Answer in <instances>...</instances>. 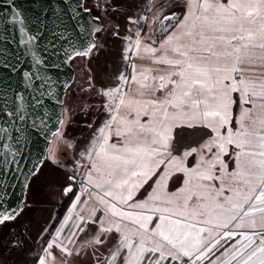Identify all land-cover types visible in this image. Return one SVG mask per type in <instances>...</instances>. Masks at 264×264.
<instances>
[{"label":"snow or ice","instance_id":"1","mask_svg":"<svg viewBox=\"0 0 264 264\" xmlns=\"http://www.w3.org/2000/svg\"><path fill=\"white\" fill-rule=\"evenodd\" d=\"M158 19L168 21L159 36L133 34L134 74L102 93L109 116L80 154L92 204L77 229L92 234L96 264H264V0H185L183 19ZM185 131L203 136L178 151ZM170 172L184 174L179 195L167 191ZM149 181L158 187L134 201ZM56 247L38 264H56Z\"/></svg>","mask_w":264,"mask_h":264},{"label":"water","instance_id":"2","mask_svg":"<svg viewBox=\"0 0 264 264\" xmlns=\"http://www.w3.org/2000/svg\"><path fill=\"white\" fill-rule=\"evenodd\" d=\"M102 28L84 0H0V218L14 214L0 228L24 210L28 184L63 123L70 63L91 54Z\"/></svg>","mask_w":264,"mask_h":264},{"label":"rangeland","instance_id":"3","mask_svg":"<svg viewBox=\"0 0 264 264\" xmlns=\"http://www.w3.org/2000/svg\"><path fill=\"white\" fill-rule=\"evenodd\" d=\"M224 2H227V0H224ZM184 3L185 0H136V9H133L131 12L128 7L116 29L113 28V30L106 33L101 31L97 34V47L93 49L88 57L83 58V61L80 62L86 73V90L94 92V99L97 96V100L91 106L87 105L84 107V120H79L75 125L69 126L67 131H64V133L71 134L66 137V149L61 152V143L59 146L57 145L58 147L53 146L51 148L38 173L31 178L28 184L24 210L15 221L5 224V227L0 230V239L4 237L6 240L8 232L11 236H15L17 232H21L23 229V222L27 223L29 232L25 237V241L21 239L18 244H15V241L12 240L10 242L9 240L7 246L9 245V248L10 246L12 247L10 254H15L13 249L20 245H26V254L32 257L36 256L37 248H44L45 243L50 237V228L61 211L65 196L64 190L71 182L69 177H76V184L74 186L77 189L78 187L84 188L81 185V181L85 179L83 173L86 169L82 165L87 163V161L81 160L80 154L95 145L99 135L98 129L104 125L109 116L104 107L108 102V98L103 96L102 93L108 88L115 87L117 83L116 78L121 74L125 76L134 74L133 64H137V67H139L137 51L133 47L135 41L133 34L139 28L141 35L154 32L156 36H159V28L166 21L158 19V17L175 11L176 16L183 19ZM156 5H163V7H157L156 9ZM156 13L158 16L155 15ZM130 17L133 20L137 17H143V19L139 21V24H134L129 22ZM176 22L174 19L172 24ZM169 30H171V25H169ZM120 83L121 87H126L122 81ZM132 87L134 88L135 85H132ZM234 96L238 100V94H234ZM239 111L240 108L237 104L233 108V116H237ZM232 127L234 129L237 127L235 120ZM202 136L203 133L200 131H196L195 133L190 131L178 132L176 135L178 151H182L188 146H196L201 141ZM226 151L231 154L237 151V149L234 146H227ZM224 159L229 161L231 156H226ZM197 160H199L197 154L188 157V161L190 162L189 167L195 165ZM232 166L230 164V170ZM160 168L168 171L164 165H161ZM169 175L171 178L166 182L167 191L177 193V189L184 184V174H173L170 172ZM149 184H152L153 187H149ZM149 184H145L134 192V201H145L150 193H153L154 188L158 187L154 181H149ZM177 195L179 194L177 193ZM84 197L88 199L86 193ZM77 198L80 197L75 192L70 207L80 202ZM91 204L92 202L89 201V204L86 206L89 207ZM239 231H247V229L242 228ZM3 254V242L0 241V264H17L19 262V260L8 261L7 259L10 258L3 256Z\"/></svg>","mask_w":264,"mask_h":264},{"label":"trees","instance_id":"4","mask_svg":"<svg viewBox=\"0 0 264 264\" xmlns=\"http://www.w3.org/2000/svg\"><path fill=\"white\" fill-rule=\"evenodd\" d=\"M157 8V5H156ZM114 26L112 25H104L102 32L106 33V32H110L111 30H113ZM83 61V57H77L74 58L71 61V66L73 67L74 71H75V77L74 80L72 82V84L70 85V87L68 88V90L66 91L65 94V98H64V119H63V123L61 125V129L59 131L58 134H56L53 137V141L51 143V146L48 150V153L50 152L51 148L54 147H58L59 144L61 143L62 147L60 148L61 152H63L64 149H66L65 147V142H66V137L70 136V133H67L64 131H67L68 127L75 125L79 120H84V107L89 105V103L91 102V95H89L86 92L85 89V82H86V73L84 70V67L82 65ZM90 101V102H88ZM58 145V146H57ZM57 149V148H56ZM47 153V155H48ZM71 182L73 180H70ZM73 185L76 184V179L72 182ZM76 190V186H74V189L72 190V192L66 197L64 196V200H63V205L61 208L60 213L57 216V219L55 220V222L52 224L51 228H50V234H52L54 232V230L57 228L58 224L60 223L61 219L63 218V216L65 215V213L67 212V210L69 209L71 203H72V198L74 196ZM15 221V220H14ZM13 222V221H12ZM7 224V223H5ZM5 224H3L0 228L3 229L5 226ZM23 229L21 230V232H17V234L14 236H11V240L10 242L13 240L15 241V244H18L21 239L22 241H25V237L27 235V233L29 232V229H27V223L23 222ZM15 237V238H14ZM20 238V239H19ZM18 241L16 243V240ZM14 244V245H15ZM26 245H20L19 247H15L13 250L15 252V254H10L12 250H10L12 247L9 245L8 246H4L3 245V256H7L10 259H7L8 261H14V260H19V262L17 264H37L38 262V257L40 256L41 252H42V248H37V254L36 256H29L26 253Z\"/></svg>","mask_w":264,"mask_h":264},{"label":"crops","instance_id":"5","mask_svg":"<svg viewBox=\"0 0 264 264\" xmlns=\"http://www.w3.org/2000/svg\"><path fill=\"white\" fill-rule=\"evenodd\" d=\"M86 199L84 198V200ZM89 207L84 205L83 202L75 204V207H70L71 209L67 210L57 228L50 234L39 257H46L47 251L45 249H47V245L54 243L57 247L51 251L59 257L56 264H65V261L70 262V264H96L93 249L88 244V241L92 239V234L87 231L80 232L77 229V226L81 224V216H87ZM61 246L73 254L69 256L65 252H61ZM104 255L106 257L107 253L105 252ZM48 259L50 260L51 257H48Z\"/></svg>","mask_w":264,"mask_h":264},{"label":"flooded vegetation","instance_id":"6","mask_svg":"<svg viewBox=\"0 0 264 264\" xmlns=\"http://www.w3.org/2000/svg\"><path fill=\"white\" fill-rule=\"evenodd\" d=\"M84 7L88 9L94 17H97L101 21L102 27L104 25H112L116 29L117 25L122 21V18L126 13V9L129 7V10L132 12L137 6L136 0H84ZM155 15L158 16L157 13ZM165 21V24H167L168 21ZM86 92L91 95V102L89 101L90 103L88 105L91 106L92 103L97 100V96L96 99H94V92H88L87 90ZM68 186L74 185L70 182ZM9 240H11L9 232L6 235V240L4 237L0 239L4 246L9 244Z\"/></svg>","mask_w":264,"mask_h":264},{"label":"built area","instance_id":"7","mask_svg":"<svg viewBox=\"0 0 264 264\" xmlns=\"http://www.w3.org/2000/svg\"><path fill=\"white\" fill-rule=\"evenodd\" d=\"M75 192H77V195L80 197L79 198V200H80V202L79 203H77V204H81L82 202H83V200H84V188H82V187H78V189L76 188V190H75Z\"/></svg>","mask_w":264,"mask_h":264}]
</instances>
